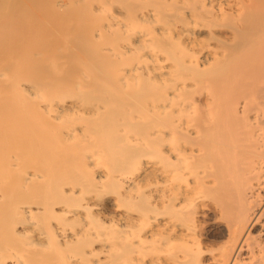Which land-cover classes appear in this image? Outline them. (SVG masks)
Instances as JSON below:
<instances>
[{
	"label": "bare ground",
	"instance_id": "6f19581e",
	"mask_svg": "<svg viewBox=\"0 0 264 264\" xmlns=\"http://www.w3.org/2000/svg\"><path fill=\"white\" fill-rule=\"evenodd\" d=\"M52 5L0 0V264H264V0Z\"/></svg>",
	"mask_w": 264,
	"mask_h": 264
},
{
	"label": "rangeland",
	"instance_id": "374dc122",
	"mask_svg": "<svg viewBox=\"0 0 264 264\" xmlns=\"http://www.w3.org/2000/svg\"><path fill=\"white\" fill-rule=\"evenodd\" d=\"M56 1H57V2H56ZM66 2H67V0H60V1H59V0H54V3H55L56 5H52V6H53L56 10L53 9V8H51V9L53 10L54 15H55V13H56V15H57V18H56V19H58V17L61 16L60 11H59V8H60V9L62 8V9H61L62 11L65 10L61 4L65 5ZM48 3L50 4V2H48ZM58 3H59V4H58ZM60 3H61V4H60ZM57 4H58V9L56 8ZM50 5H51V4H50ZM60 5H61V7H60ZM65 8H66V7H65ZM63 9H64V10H63ZM54 11H55V12H54ZM56 11H57V12H56ZM62 11H61V12H62ZM58 13H59L60 15H59ZM65 13H66V12L64 11V14H65ZM56 15H55V16H56ZM64 16H65V15H64ZM61 17H62V16H61ZM1 41H2V42H1ZM1 41H0V43H1L0 46L2 45V46H1V49H2V50L0 49V51H3V52H0V59H1V60H0V61H1L0 64H2L3 57H4V59H5L6 61H7V59L11 60V59L9 58V56H11V58H12V55H11V54L13 53L12 50H13V48L16 47V46H14V45H13L14 47H9V46H11L12 44H11V45H9V43L5 44L4 40H2V39H1ZM3 42H4V43H3ZM6 42H7V41H6ZM8 45H9V46H8ZM5 46H6V47H5ZM3 47H4V48H3ZM8 47H9L11 50L8 49ZM4 50H5V51L7 50L6 53L4 52ZM16 50H17V49L14 50V51H15V52H14L15 54H17V53H16V52H17ZM14 53H13V54H14ZM5 54H6V55H5ZM15 54H14V55H15ZM14 55H13V56H14ZM1 56H2V57H1ZM6 57H8V58H6ZM5 60H4V61H5ZM8 63H9V62H8ZM4 64H6V62H5ZM7 65H8V64H7ZM2 66H4V65L2 64ZM5 66H6V65H5Z\"/></svg>",
	"mask_w": 264,
	"mask_h": 264
}]
</instances>
